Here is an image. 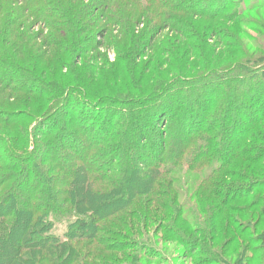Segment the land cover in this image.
Wrapping results in <instances>:
<instances>
[{"label": "trees", "instance_id": "obj_1", "mask_svg": "<svg viewBox=\"0 0 264 264\" xmlns=\"http://www.w3.org/2000/svg\"><path fill=\"white\" fill-rule=\"evenodd\" d=\"M22 1L29 11L47 7L46 16L54 18L48 24L71 34V52H86L80 45L93 26L106 39L120 26L115 4L101 24L88 19L97 12L89 7L86 14L80 0ZM124 1L129 29L146 19L153 31L169 21L163 9L187 38L198 32L182 14L236 21L240 34L220 36V50L234 48L240 58L213 68L201 59L186 61L183 51L176 76L145 82L130 66L143 36L131 32L133 55L122 81L92 85L73 66L56 80L40 53L43 46H64L65 39L46 38L39 47L29 36L40 51L33 56L17 39L23 22L12 10L0 21V124L7 131H0V264H140L155 254L146 246L152 231L193 251V264H264V23L257 22L261 32L250 50L240 39L250 24L239 19L246 0H208L209 7L218 6L214 11L197 0ZM69 13L77 18L73 28L63 22ZM54 56L58 69L64 64ZM88 108L107 116L92 119ZM30 120L34 132L25 125ZM192 174L196 188L178 203L176 190ZM21 181L30 186L27 192L18 191ZM151 212L159 230H152ZM58 219H68L62 234L53 231Z\"/></svg>", "mask_w": 264, "mask_h": 264}, {"label": "rangeland", "instance_id": "obj_2", "mask_svg": "<svg viewBox=\"0 0 264 264\" xmlns=\"http://www.w3.org/2000/svg\"><path fill=\"white\" fill-rule=\"evenodd\" d=\"M2 1L5 2V4L3 5L4 11L2 8H0V21L6 19L12 10H16V12L13 13V18H16L17 15L20 14L19 17H22L20 21L22 20L23 26H16V32L18 34L17 39L20 43L22 42L25 46L30 48L33 56H36L40 52L37 51V47L35 49L34 45L32 44L33 41L30 43V40L33 37H36V43L39 45V47L40 45H44L43 43L46 38L51 37L52 40L56 39L57 37L65 39L63 45L67 48L64 49V46H61L60 43H57L53 44L51 50L43 46L40 53V55L44 56L43 60H46V64L50 65V72H52V69H54L56 70L55 74L58 75L59 73V75L62 77L61 79L55 75L56 77L53 78L56 80L63 81V76L66 77V74L70 72L67 66H73L74 70H76L78 73H80V70H83L84 73L88 75L89 83L92 85L97 80V82H103L106 83V85H112L116 81H122V79L126 77V63L130 61L131 56L133 55L134 45L129 39L131 32L137 36H143V38L141 37L142 41L137 47L136 58L134 55V62L130 66H134L135 70H137L136 77L140 78L142 76L145 78V82L151 83L153 81L166 80L176 76V70H178L180 66L179 61L176 58L178 57V54H182L183 51H186V61L188 60V62L198 63V61L201 59L205 66H212L213 68H218L231 62H235L240 58L238 52L234 48L229 47L223 52L220 50V36H225V38L228 40L230 33L240 34L241 28L236 21H227L226 19L215 20L214 18L211 19L209 17H198L195 13L182 14L181 18L184 21H188V23L192 25V28H194L193 32H198L197 38H187L178 28L172 27V13L169 9H163L164 14L167 15L169 21L160 24V26L153 29V31H151L149 28L150 21L146 19H142L139 23H136V25L135 23H132L134 26L132 28L130 27L129 29L128 23H126V20L122 15V13L125 14L124 5L126 3L124 0H115L103 10L100 5H105L107 0H80V3L85 6H82V9L86 14L89 7L90 9H94V11L96 10L97 12V14L94 16L90 14L88 19L91 20V18L94 17V21H96V23L101 22V24L107 23L106 18L109 14L108 11H110L112 9V5L115 4L117 6L119 16H121V19L119 20L120 26L116 29L113 27L110 29L109 35L112 36L110 39H106V36L104 37L101 35L100 31H98L93 26L91 29H88L89 31L87 33H85L83 43L80 45L82 49H86V52H82L81 50L79 52H71L74 49V44H72L73 42L71 40L73 39L71 34H61V31H56L54 27L48 24V22L50 20L53 21L54 18L52 19L51 17L46 16L47 7L45 9L42 8V11L36 8H34L35 10L33 11H29L26 9V2L22 0H0V2ZM160 1L165 2V4H169V0ZM195 4L202 6L208 11H214L218 7L217 5H212L209 7L208 0H197L195 1ZM72 7L73 6L71 4H67V8L70 10V12L73 10ZM241 8L244 10V15H241L239 19H244H241L240 21H246L245 24H250L242 29V31H244L240 39H242L244 44L250 50H252L251 48H253V41L258 36V32H261L260 27L257 26V22L264 23V0H246V3L242 5ZM31 12H34L35 14L38 13L42 21L38 20L40 18H33ZM75 19H77L76 15H71V13H69L63 22L67 23L68 21H71L68 23V27L73 28L71 25ZM20 21H18V23ZM16 24V22H13L11 23V26H15ZM213 24L214 26L209 28V26ZM152 28H154V25H152ZM29 36L32 38H29ZM102 43L105 44L103 47H99L98 52L93 50V46L96 44L101 45ZM61 47L63 48V51L59 49ZM201 47L204 49H201ZM205 47L210 50V54L207 53L208 51L207 49L205 50ZM54 55H58L64 64L62 67H58V69L52 59L55 58ZM196 56L199 58H194ZM190 67L192 66L190 65ZM192 73L193 72L191 71L189 75ZM50 75L53 74L50 73ZM18 76L19 75H16L14 79L19 84L21 82V78ZM13 102L15 103V105H13L14 107H21V102H18L17 100H13ZM245 105L247 107L253 106V104ZM260 109L258 111H260ZM85 113H90L89 115L92 117V119L99 117L105 118L107 116L105 113L102 115L101 110H89V108ZM66 115L68 114L63 113L60 116L61 118L60 121H58V125L63 126V119L66 118ZM245 121L246 119L243 116L242 118L240 117V124L243 125ZM25 125L29 127L31 132H34L33 128L36 126V121L30 120L25 123ZM101 128L103 127L101 126ZM180 128V126L177 127V129ZM0 131H5V133L7 132L3 124H0ZM98 135H101V133L98 132ZM94 136H96V133H94ZM78 144L80 147L85 146L81 140H79ZM0 155L1 157L5 156L4 153H0ZM192 176L194 175L192 174L190 176L191 178H185L181 182L180 187L176 190V194L178 195L179 199L178 203L188 201V197L191 198L190 194L194 192L197 185L196 183H193L195 176ZM29 188L30 186H28V183H26V185L22 183V181L18 183V191L22 189L24 192H27ZM156 210L160 209L157 207ZM160 213H162L161 210ZM151 214L152 215L150 217L153 220L152 230H159V226H156V223L154 225V222L158 221V216L153 212H151ZM53 223V231L62 234L67 228L68 219L54 220ZM157 234L158 235L155 236L154 231L150 232L146 242V246L149 248V250L154 251L155 254H152L151 251L152 255H145V257L140 260V264H193V262H195V260L190 257L194 253L193 251L190 252L189 249L183 248L181 244H178L175 241L163 240L160 237L161 235L159 233ZM226 256L229 257L227 252ZM100 264L105 263L101 262ZM108 264H115V261L109 260Z\"/></svg>", "mask_w": 264, "mask_h": 264}]
</instances>
